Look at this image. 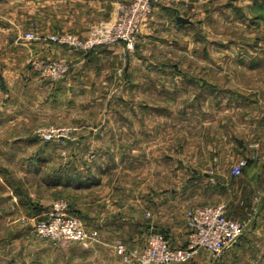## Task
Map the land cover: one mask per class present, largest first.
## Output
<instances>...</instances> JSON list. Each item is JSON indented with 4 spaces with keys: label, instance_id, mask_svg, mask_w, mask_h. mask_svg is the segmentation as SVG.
Segmentation results:
<instances>
[{
    "label": "rangeland",
    "instance_id": "rangeland-1",
    "mask_svg": "<svg viewBox=\"0 0 264 264\" xmlns=\"http://www.w3.org/2000/svg\"><path fill=\"white\" fill-rule=\"evenodd\" d=\"M90 1L88 7L68 0L0 5V31L10 33L0 37L6 48L0 66L10 73L0 68V264H66L69 248L34 229L58 202L88 235L67 243L89 246L100 238L90 224H125L133 216L146 243L158 233L171 247H184L190 208L223 204L227 212L240 211L226 188L232 168L264 144V0H161L155 6L160 16L151 15L135 48L117 54L93 56L97 48L84 52L48 40L56 34L85 38L130 0ZM15 40L26 44V54ZM60 57L70 64L62 79L42 78L34 68ZM34 77L66 82L56 87L52 113L34 112V89L24 85ZM47 126L64 128L73 140L42 141L39 132ZM239 147L248 150L239 155ZM59 172L60 184L52 187ZM90 172L102 184L88 195L74 187ZM194 179L212 188L186 204L180 194ZM119 244L115 240L116 254Z\"/></svg>",
    "mask_w": 264,
    "mask_h": 264
},
{
    "label": "built area",
    "instance_id": "built-area-1",
    "mask_svg": "<svg viewBox=\"0 0 264 264\" xmlns=\"http://www.w3.org/2000/svg\"><path fill=\"white\" fill-rule=\"evenodd\" d=\"M161 0H130L119 3L110 20L94 25L85 38L71 34H56L48 37L50 42L69 46L84 52L117 45H124L126 50H133L139 36L145 31L155 6ZM27 40H34V35H26ZM37 39V38H36ZM35 70L42 78L59 80L70 69L67 58L41 60L34 63ZM39 138L47 143L70 141L64 128L47 126L40 130ZM92 157V156H90ZM248 165V159H240L232 168V176L238 177ZM67 207L58 202L51 208L48 218L35 223V234L39 238L59 242H85L88 235L77 219L68 218ZM223 204L197 206L186 212L187 242L184 247L173 248L168 239L154 233L141 251L128 250L124 245L117 246V254L126 264H185L201 252L213 258L220 257L231 248L244 231V222L226 215Z\"/></svg>",
    "mask_w": 264,
    "mask_h": 264
},
{
    "label": "crops",
    "instance_id": "crops-1",
    "mask_svg": "<svg viewBox=\"0 0 264 264\" xmlns=\"http://www.w3.org/2000/svg\"><path fill=\"white\" fill-rule=\"evenodd\" d=\"M5 2L6 0L0 1V5L5 4ZM68 4H70L71 6L80 5L88 7L90 6L91 1L68 0ZM159 12L160 11H158V8L156 7L153 12V17L160 16ZM114 13L112 14V17ZM82 17H85V8L83 9ZM4 32L7 31H0V37L4 36V34H10L8 32ZM13 37L17 38L18 35H14ZM14 42L15 44H17L18 52L26 54V44L23 43V41H21L22 44H20L19 40H15ZM39 44L40 43H30V45L32 47L35 46V48L40 46ZM54 48L57 47L54 46ZM123 49H125L123 45L115 46V48L101 47L92 51V54L93 56H98L102 53L111 55L120 53ZM0 50L4 51L6 50V48L4 46H0ZM2 53L4 54L5 52ZM75 53H70L71 58H80L81 55H83L82 53H79L78 55ZM83 64L84 63H81V66H83ZM76 65L77 63L73 66ZM84 66L86 65L84 64ZM0 68L2 69V75L6 76L10 74L9 70H6V68L2 66H0ZM72 68L75 71V68ZM30 80H28L29 82H25L24 85L28 86V88L30 86L34 89V112L37 113L40 112V109H44L48 110V113H52V110H54V102L56 101L55 97L58 94L56 91V87L66 86V82H59L62 84L57 85L58 83L54 82L51 83L49 81H37L38 79L36 77L30 78ZM8 91H10L9 87ZM21 103L23 108L24 104H26V101H21ZM20 117L22 120L26 121L27 117H29V114L27 115L26 113L25 116L22 115ZM255 148L256 151L254 152V154L246 158L248 159V165L243 169L242 174L238 177L233 176L232 180L226 185L227 191L230 194L229 196L231 198V202H233V204L238 206L240 209V211L236 214L234 211L227 212V210L225 209L226 215L231 219H237L244 222L245 226L242 235L239 237L236 243L231 248L227 249L220 257L213 258L206 252H201L193 260L185 264H237L241 260L264 262V144L261 143L259 145H256ZM237 150L239 152V155H244L245 150L248 149H246L245 147H239ZM59 174L60 172L55 173L54 177H51V181L53 180V178L55 180L51 184L52 187L54 186V184H60L59 182H57V180L60 178ZM62 175L63 174H61V176ZM77 180V186H75L74 188L80 190L79 192L88 191V193H85L88 195H91L94 187H98L102 184L101 180L98 179V177L95 176L92 172L86 175L84 174ZM203 181L194 179L193 181L188 182V184L185 186L183 193L180 194V196H182V199L185 200L186 204H191L193 201L197 202L195 197L201 195L204 192H208L212 188V186L208 185L206 181ZM66 185L68 186L70 184L67 182ZM89 205L93 206L95 204L90 203ZM149 207L150 206H147V209H150ZM147 214L149 217H151L153 214H155V212L147 210ZM153 221L154 218H152V223H154ZM120 225H123V227ZM138 226L139 221H137V218L133 216L127 219L125 224L119 223V225H117L115 222L104 224L100 221L94 222L93 225L90 224V229L99 230V240L89 246H84L80 243L71 244L67 242H61V245L63 247L69 248V253L64 255L66 264H126L123 262L122 257L116 254L113 245L115 243V240L119 239L128 250H140L141 248H143L146 243V239L145 237L142 238L143 236L141 237L137 235ZM107 229L112 230V232H114V236L109 235L107 232L105 233L104 230ZM206 257H209L210 261L208 263H202V261L206 259Z\"/></svg>",
    "mask_w": 264,
    "mask_h": 264
},
{
    "label": "water",
    "instance_id": "water-1",
    "mask_svg": "<svg viewBox=\"0 0 264 264\" xmlns=\"http://www.w3.org/2000/svg\"><path fill=\"white\" fill-rule=\"evenodd\" d=\"M177 21H179V22H181V23L186 22L185 19H183L182 17H177Z\"/></svg>",
    "mask_w": 264,
    "mask_h": 264
}]
</instances>
